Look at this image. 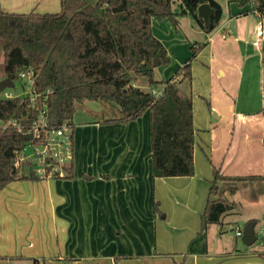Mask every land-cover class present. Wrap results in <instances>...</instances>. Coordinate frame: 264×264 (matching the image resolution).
<instances>
[{"label":"crops","instance_id":"obj_1","mask_svg":"<svg viewBox=\"0 0 264 264\" xmlns=\"http://www.w3.org/2000/svg\"><path fill=\"white\" fill-rule=\"evenodd\" d=\"M216 1L223 17L211 33L189 14L179 17L177 29L168 18L152 20L170 55L155 68L156 80H168L185 64L192 43L204 44L192 63L195 175L154 178L150 110L127 123H104L113 113L100 102L106 116L72 127L71 178L15 180L0 189V264H33V258L44 264H264V236L252 246L264 233V213L245 218L255 221L257 239L243 252L223 226L201 227L213 165L231 176L264 175V38L261 46L252 44L259 16L239 0L225 14ZM0 4L11 13L61 10V0ZM215 120L223 126L219 140ZM223 146L216 162L214 151Z\"/></svg>","mask_w":264,"mask_h":264},{"label":"trees","instance_id":"obj_2","mask_svg":"<svg viewBox=\"0 0 264 264\" xmlns=\"http://www.w3.org/2000/svg\"><path fill=\"white\" fill-rule=\"evenodd\" d=\"M205 1L215 10L208 25L198 16L199 0H182L177 7L176 0H61V10L53 13H11L0 4V80L11 78L15 87L21 73L33 70L39 94L33 104L29 96H0V120L31 123L46 104L50 126L68 121L73 127L76 106L90 100L117 111L113 117H103L104 123H127L150 110L153 177L195 175L192 63L204 44L192 43L193 53L185 64L168 80H156L155 68L167 65L170 55L153 34L152 20L168 18L177 29L179 17L189 14L201 30L211 33L220 26L223 7L216 0ZM246 4L251 6L249 11L264 15V0H239L240 6ZM139 77L147 78L150 90L137 85ZM182 82L189 89L182 88ZM32 138L15 127H0V189L15 180L39 179L32 168L21 173L14 164L15 151ZM72 164L68 178L73 176ZM213 174L201 216L202 231L210 224L221 226L225 214L236 207L234 201L219 196L221 183L234 184L228 190L236 194L243 181H264V175H227L215 165ZM154 210L162 213L159 202ZM17 258L21 257H9Z\"/></svg>","mask_w":264,"mask_h":264},{"label":"built area","instance_id":"obj_3","mask_svg":"<svg viewBox=\"0 0 264 264\" xmlns=\"http://www.w3.org/2000/svg\"><path fill=\"white\" fill-rule=\"evenodd\" d=\"M254 14L259 16L257 34L252 42L254 47H259L264 38V15L258 10ZM22 91L14 95L10 89L6 88L0 94L1 98L10 99L21 97L25 99L29 96L31 104L35 103L39 94L34 89L35 74L33 70L21 73L20 80ZM30 88V91L27 90ZM46 101V98H44ZM0 127L6 129L15 127L20 133L32 135L23 148L15 151L14 164L19 169L24 167L32 168L39 179L65 178L68 176L67 168L71 165L74 153L72 143V126L68 121L59 126H50L46 116V104L40 109L37 117L31 123H24L17 118L8 121L0 120ZM238 236H242V231H236Z\"/></svg>","mask_w":264,"mask_h":264},{"label":"rangeland","instance_id":"obj_4","mask_svg":"<svg viewBox=\"0 0 264 264\" xmlns=\"http://www.w3.org/2000/svg\"><path fill=\"white\" fill-rule=\"evenodd\" d=\"M220 1L223 2L224 13L227 14V12L229 10V3L232 0H220ZM177 3H178V0H176V7L178 6ZM201 35H203V34H201ZM193 36H197V39H195V40H200V39H198V38H200V36H198V34L195 33V35H193ZM192 53H193V51H192ZM137 81H138L137 85L139 87H142L145 90H150L147 78L139 77V79ZM10 90L12 91V93L14 95L20 94L22 91L21 82L17 81L16 86ZM27 90L30 91V88L27 87ZM108 107H109L110 112L113 113V115H117V111H115V109H113L110 106H108ZM106 114H108L107 110H103L101 113H96L93 110H91L90 108H88L86 106V103L78 104L76 106L75 116L73 117L74 126L83 122V120L96 119L99 117L101 118L103 116H106ZM215 122H216V124H215V128H214V133H215V137L219 140L218 133H220L222 131L223 126L218 124L216 120H215ZM218 143H219V141L217 142L215 149L218 148ZM223 152H224V146L222 147L221 152L218 150L214 151V156H215L214 159L216 162L221 161V157H222L221 155ZM20 172L21 173L22 172L28 173L29 169L24 167L23 169H20ZM243 176H247V174L243 175ZM231 185H234V184L226 183V182L220 184L219 196L223 197V198L224 197L229 198L230 200H232L236 203L235 209L226 213L225 216L222 218L223 221H225V220L226 221H225V223L223 222V224L221 226H223V228H224V234L227 233L228 237H230L232 239V241H234L235 243L238 242L239 243V249L243 252V251H246L247 249H250L251 245H247L246 243L242 242L241 237L236 236V229L239 227L244 228V225L247 222L245 220V218L247 216H249L251 214L260 215V213L261 214L264 213V181H259V182H252V181L244 182L243 181V182L239 183V192L237 193L238 195H236V196L234 194H231L230 191L228 190V187H230ZM259 236L260 237H259L257 243L252 245V246L260 245V242L262 241V237L264 236V233L263 234L260 233Z\"/></svg>","mask_w":264,"mask_h":264},{"label":"water","instance_id":"obj_5","mask_svg":"<svg viewBox=\"0 0 264 264\" xmlns=\"http://www.w3.org/2000/svg\"><path fill=\"white\" fill-rule=\"evenodd\" d=\"M199 1L200 5L198 7V16L200 18H203L205 20V23L208 25L210 23V17L215 10L205 0ZM14 85L15 83L11 78H4L0 80V90H4L6 88H13ZM86 106L93 111H102V106L99 101H87ZM244 226L245 227L242 234V242L246 243L247 245H252L257 239L255 221H249Z\"/></svg>","mask_w":264,"mask_h":264}]
</instances>
